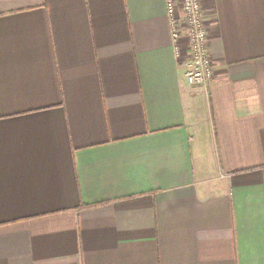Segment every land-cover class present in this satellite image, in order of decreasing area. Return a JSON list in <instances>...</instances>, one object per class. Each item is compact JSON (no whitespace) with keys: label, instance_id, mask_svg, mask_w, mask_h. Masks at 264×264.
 <instances>
[{"label":"crops","instance_id":"crops-1","mask_svg":"<svg viewBox=\"0 0 264 264\" xmlns=\"http://www.w3.org/2000/svg\"><path fill=\"white\" fill-rule=\"evenodd\" d=\"M186 80L164 0H0V264H264V0H202Z\"/></svg>","mask_w":264,"mask_h":264},{"label":"built area","instance_id":"built-area-1","mask_svg":"<svg viewBox=\"0 0 264 264\" xmlns=\"http://www.w3.org/2000/svg\"><path fill=\"white\" fill-rule=\"evenodd\" d=\"M172 47L186 80L207 89L214 66L207 46V20L202 0H164Z\"/></svg>","mask_w":264,"mask_h":264}]
</instances>
